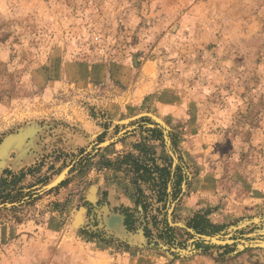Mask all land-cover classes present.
Segmentation results:
<instances>
[{
    "label": "rangeland",
    "instance_id": "1",
    "mask_svg": "<svg viewBox=\"0 0 264 264\" xmlns=\"http://www.w3.org/2000/svg\"><path fill=\"white\" fill-rule=\"evenodd\" d=\"M9 137L0 264H264V0H0Z\"/></svg>",
    "mask_w": 264,
    "mask_h": 264
},
{
    "label": "trees",
    "instance_id": "2",
    "mask_svg": "<svg viewBox=\"0 0 264 264\" xmlns=\"http://www.w3.org/2000/svg\"><path fill=\"white\" fill-rule=\"evenodd\" d=\"M125 160H132L131 166L134 171L137 173L140 169L138 159L134 158L132 154H127L121 159V162ZM152 160V166L149 167L151 174L153 172H157V177L152 178L154 182H157L159 186H161V190L165 188V184L169 179V171L165 166H159L154 163V159ZM33 169L28 168L27 170H19L17 173H13L10 170H4L0 175V199L6 198L11 194L12 191L16 190L18 187V182L30 171ZM137 178L139 176H136ZM153 177V176H152ZM158 179V180H157Z\"/></svg>",
    "mask_w": 264,
    "mask_h": 264
},
{
    "label": "bare ground",
    "instance_id": "3",
    "mask_svg": "<svg viewBox=\"0 0 264 264\" xmlns=\"http://www.w3.org/2000/svg\"><path fill=\"white\" fill-rule=\"evenodd\" d=\"M12 138L11 137H9V138H7L4 142H3V144L0 146V152H1V154L5 151V149H7V147L9 146V144L12 142ZM4 150V151H3ZM4 157L2 158V161H0V164H3V165H7V163H8V161H7V157L5 156V153L4 154H2ZM1 155V156H2ZM1 160V159H0ZM93 190V189H92ZM90 196H92V194H90ZM76 216V219H75V225L76 224H78V222L80 223L81 221H82V215H81V213H77V215H75ZM74 227V226H73ZM217 238V237H216Z\"/></svg>",
    "mask_w": 264,
    "mask_h": 264
},
{
    "label": "water",
    "instance_id": "4",
    "mask_svg": "<svg viewBox=\"0 0 264 264\" xmlns=\"http://www.w3.org/2000/svg\"><path fill=\"white\" fill-rule=\"evenodd\" d=\"M160 122V121H159ZM161 124H162V122H160ZM63 175V174H62ZM61 175V176H62ZM61 176H58L53 182H51L49 185H47L45 188H49V187H51L53 184H55V183H57L58 181V178L59 177H61ZM57 181V182H56ZM55 182V183H54ZM91 189H94V187H92ZM75 219H76V216L74 217V219H73V224H75ZM118 219H120V217L118 216ZM79 223V222H78ZM119 223V222H118ZM114 225H116V222H115V224ZM118 225V224H117ZM189 231H192L191 229H189ZM195 236H197V238H201V239H203V240H205V241H210V242H220L216 237H211V236H206V235H195Z\"/></svg>",
    "mask_w": 264,
    "mask_h": 264
},
{
    "label": "crops",
    "instance_id": "5",
    "mask_svg": "<svg viewBox=\"0 0 264 264\" xmlns=\"http://www.w3.org/2000/svg\"><path fill=\"white\" fill-rule=\"evenodd\" d=\"M120 201H123L124 203H126L124 200H120Z\"/></svg>",
    "mask_w": 264,
    "mask_h": 264
}]
</instances>
